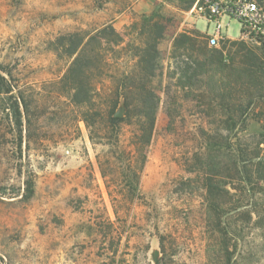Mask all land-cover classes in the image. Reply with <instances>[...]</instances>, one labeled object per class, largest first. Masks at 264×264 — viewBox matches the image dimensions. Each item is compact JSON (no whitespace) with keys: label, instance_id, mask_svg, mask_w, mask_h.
I'll use <instances>...</instances> for the list:
<instances>
[{"label":"rangeland","instance_id":"obj_1","mask_svg":"<svg viewBox=\"0 0 264 264\" xmlns=\"http://www.w3.org/2000/svg\"><path fill=\"white\" fill-rule=\"evenodd\" d=\"M204 1L0 0L14 86L0 96V264H264V40L226 16L211 47ZM150 16L163 26L154 68L139 58ZM185 32L194 41L176 46ZM142 86L154 125L107 127L97 113Z\"/></svg>","mask_w":264,"mask_h":264},{"label":"trees","instance_id":"obj_2","mask_svg":"<svg viewBox=\"0 0 264 264\" xmlns=\"http://www.w3.org/2000/svg\"><path fill=\"white\" fill-rule=\"evenodd\" d=\"M154 18L151 16L149 18H146L144 20V27L147 30L148 39L146 42V47L141 50V53L139 54V58L141 59V62H145L146 64H150L151 68L155 67V62L159 58V50L157 46V41L159 38L162 37L163 33V26L160 22L156 21L153 22ZM194 32H185L181 34L176 39V46H185L188 43H192L194 41ZM199 36V34H197ZM196 36V35H195ZM201 36V35H200ZM236 43V42H233ZM80 59H77L74 63V67L77 66L80 62ZM72 68V70L74 69ZM71 70V71H72ZM3 73V69L0 67V96L6 95L13 92V84H12V77L7 78ZM8 76V73H6ZM143 89L139 91L134 98L129 96L125 92H118L115 99L113 106L110 110L106 112V116H104V113L99 112L97 115L105 117L107 120V127H119L120 124L124 122L125 120H131L133 116H136L140 118L141 120L146 119L148 123L153 126L154 125V114L156 112V104H157V97L156 95L144 86H142ZM76 93L74 94V98L78 100V102H91L92 96L90 94V91H83V89L76 87ZM78 91V93H77ZM85 94V95H84ZM121 101L123 102V106L126 109L125 117L122 116H115L116 109L118 105H120ZM18 103L12 102L11 108H15L14 111L17 112V115L20 116V109L18 106H16ZM88 122V121H87ZM117 127V128H118ZM22 132H20V135ZM93 138V137H92ZM264 162L261 161L258 163L259 166H264ZM136 173V171H134ZM261 179L264 181V176L261 177ZM28 188H32V182L27 181ZM206 191H207V203L208 208L215 220L216 225V231L220 235H227V229L228 225L223 220V216L227 214L229 211L226 206H224L223 203H221L220 199L222 198V190L218 187V184L215 180V178H207L206 179ZM225 251H228V247L225 246ZM157 264H160V261L157 262Z\"/></svg>","mask_w":264,"mask_h":264},{"label":"built area","instance_id":"obj_3","mask_svg":"<svg viewBox=\"0 0 264 264\" xmlns=\"http://www.w3.org/2000/svg\"><path fill=\"white\" fill-rule=\"evenodd\" d=\"M195 11L216 24L215 33L208 38L211 47L218 46L224 38L221 21L226 16L241 21V39L264 40V7L257 0H205L195 7Z\"/></svg>","mask_w":264,"mask_h":264},{"label":"water","instance_id":"obj_4","mask_svg":"<svg viewBox=\"0 0 264 264\" xmlns=\"http://www.w3.org/2000/svg\"><path fill=\"white\" fill-rule=\"evenodd\" d=\"M117 116H120V113H116Z\"/></svg>","mask_w":264,"mask_h":264}]
</instances>
